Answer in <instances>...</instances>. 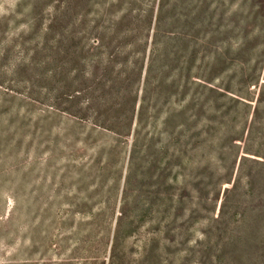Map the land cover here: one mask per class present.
<instances>
[{"label":"trees","instance_id":"16d2710c","mask_svg":"<svg viewBox=\"0 0 264 264\" xmlns=\"http://www.w3.org/2000/svg\"><path fill=\"white\" fill-rule=\"evenodd\" d=\"M236 1L86 0L82 13L76 0L56 89L59 185L71 186L60 199L44 177L43 212L49 221L65 204L87 216L107 264L126 252L135 264H173L180 254L188 178L243 45L236 31L252 14L241 9L248 0ZM66 123L90 132H65Z\"/></svg>","mask_w":264,"mask_h":264},{"label":"rangeland","instance_id":"374dc122","mask_svg":"<svg viewBox=\"0 0 264 264\" xmlns=\"http://www.w3.org/2000/svg\"><path fill=\"white\" fill-rule=\"evenodd\" d=\"M75 3L0 0V264L108 262L89 237L87 216H72L65 204L49 221L43 212L44 177L52 193L62 188L60 199L71 186L59 185L56 89L60 55L73 49ZM243 8L252 14L236 16L242 30L234 43L243 45L223 76L202 163L188 178L173 264H264V5L248 0ZM65 132L90 130L66 123ZM118 264L135 263L126 252Z\"/></svg>","mask_w":264,"mask_h":264}]
</instances>
